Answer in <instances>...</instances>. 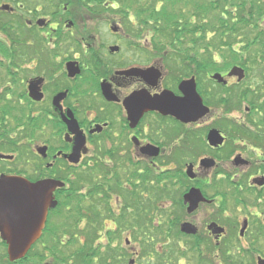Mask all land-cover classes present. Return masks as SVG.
<instances>
[{
    "label": "flooded vegetation",
    "instance_id": "obj_1",
    "mask_svg": "<svg viewBox=\"0 0 264 264\" xmlns=\"http://www.w3.org/2000/svg\"><path fill=\"white\" fill-rule=\"evenodd\" d=\"M202 6L0 0V176L64 183L21 258L0 232V264H136L141 243L179 264H264V56H249L241 81L230 67L210 78L224 60L214 21L205 75ZM191 79L204 116L140 114L146 97H183Z\"/></svg>",
    "mask_w": 264,
    "mask_h": 264
},
{
    "label": "water",
    "instance_id": "obj_2",
    "mask_svg": "<svg viewBox=\"0 0 264 264\" xmlns=\"http://www.w3.org/2000/svg\"><path fill=\"white\" fill-rule=\"evenodd\" d=\"M231 75H236L238 80H241L244 77V70L234 66L228 73V76ZM212 78L218 82L223 81L219 73H215ZM179 89L183 92V97H175L169 91L154 97H146L147 99L140 104L143 106L140 108V114L144 110L152 109L163 115H171L180 122L192 123L209 111L196 93L192 79L181 82ZM74 123L76 124L74 120L67 121L70 130H73ZM207 140L210 144H215L217 140L215 130L209 131ZM83 142L84 137L76 138L73 152L69 156L71 161H78V158L72 157L79 156ZM201 164L208 166L210 163L208 160H203ZM55 186L62 187L63 183L53 180L30 183L20 176H0V232L7 242L10 260L21 258L35 241L45 218L46 207L54 204L52 201L50 203V200ZM185 197L191 198L190 203L197 202L195 200L198 199L196 191H190Z\"/></svg>",
    "mask_w": 264,
    "mask_h": 264
},
{
    "label": "trees",
    "instance_id": "obj_3",
    "mask_svg": "<svg viewBox=\"0 0 264 264\" xmlns=\"http://www.w3.org/2000/svg\"><path fill=\"white\" fill-rule=\"evenodd\" d=\"M214 9L217 14L215 18L211 13ZM203 11L205 18H214L215 55L224 59L220 64L215 63V71L235 64L246 66L249 64V56H264V0H215V6L204 3ZM212 18L209 22L205 21L202 28L204 55L207 56L203 64L205 75L212 69ZM233 95L239 104V93L234 92ZM142 245L149 246L147 243Z\"/></svg>",
    "mask_w": 264,
    "mask_h": 264
},
{
    "label": "rangeland",
    "instance_id": "obj_4",
    "mask_svg": "<svg viewBox=\"0 0 264 264\" xmlns=\"http://www.w3.org/2000/svg\"><path fill=\"white\" fill-rule=\"evenodd\" d=\"M215 12V10H213L211 13L214 15V18H215V15H217V14H215L214 13ZM210 17H211V15H210ZM212 18V17H211ZM211 18H209V17H206V22H209V21H211ZM214 18H212V21H213V23H214ZM252 36H253V34H252ZM211 39V37H209V40ZM206 57V56H205ZM206 58H204V63L206 62ZM211 120H212V117L210 118V117H208V118H206L205 119V121L204 122H206V123H210L211 122ZM155 245V244H154ZM62 250L63 249H61L60 250V253H59V258L60 259H62V256H61V254H62ZM160 250V252L158 253V254H156V259L154 258V255L152 254V250L151 249H147V248H145V246L143 245V246H141V252H140V256H139V258H138V263H136V264H179L178 262L179 261H177V259H176V256L177 255H173V256H171L170 258H169V254H168V252H167V249H165V248H162V249H159ZM148 256H150L149 258H151V260L148 258ZM67 259V257L64 259V260H66ZM153 259V260H152ZM127 260V259H126ZM137 262V261H136ZM192 264V262H190L189 261V263L188 264ZM196 264H198V261H196Z\"/></svg>",
    "mask_w": 264,
    "mask_h": 264
}]
</instances>
